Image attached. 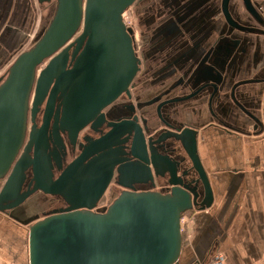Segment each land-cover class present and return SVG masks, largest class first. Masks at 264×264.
Masks as SVG:
<instances>
[{
    "label": "water",
    "instance_id": "95a60500",
    "mask_svg": "<svg viewBox=\"0 0 264 264\" xmlns=\"http://www.w3.org/2000/svg\"><path fill=\"white\" fill-rule=\"evenodd\" d=\"M263 1L0 0V213L29 227L30 264L181 263L183 215L213 203L199 154L200 130L213 122L200 120L207 112L218 118L215 107L223 115L233 103L248 127L237 131L263 133ZM129 9L146 38L141 48L123 20ZM32 24L37 29L28 48L22 41ZM157 24L160 30H149ZM133 88L141 117L124 106V119L96 140L85 138L78 158L55 181L51 169L60 154H48L55 148L49 126L43 133L36 125L43 100L51 93L61 101L63 115L51 130L58 139L68 132L75 144L85 125L105 122L103 111L132 98ZM159 127L170 131L157 143L181 144L183 172L148 145ZM133 159L139 163L130 164ZM118 165L168 173V191L130 188L96 211ZM40 192L69 207L34 214L40 206L31 199Z\"/></svg>",
    "mask_w": 264,
    "mask_h": 264
},
{
    "label": "crops",
    "instance_id": "0c3cea01",
    "mask_svg": "<svg viewBox=\"0 0 264 264\" xmlns=\"http://www.w3.org/2000/svg\"><path fill=\"white\" fill-rule=\"evenodd\" d=\"M144 40L139 37L140 48ZM261 90L264 108V84ZM228 104L223 115L215 107L218 118L207 112L200 120L213 122L199 135V154L209 174L213 203L209 209L192 212L194 218L183 232L180 264L208 262L216 254L222 255L223 264L264 262V128L260 136L238 132H247L248 127L237 119L236 106ZM262 120L264 126L263 111ZM29 259V227L0 213V264H30Z\"/></svg>",
    "mask_w": 264,
    "mask_h": 264
},
{
    "label": "flooded vegetation",
    "instance_id": "af4514ba",
    "mask_svg": "<svg viewBox=\"0 0 264 264\" xmlns=\"http://www.w3.org/2000/svg\"><path fill=\"white\" fill-rule=\"evenodd\" d=\"M162 8H166V6L160 7V9ZM129 12H132V14H134L136 25L133 31L134 33H137L136 38H137V41L139 42V37H141V29L138 24L137 12L135 10L129 9L126 12V14ZM156 13L158 14L159 12H156ZM157 14H155L154 17L157 16ZM159 15L160 14H158V16ZM164 15L165 14L163 13L162 16ZM160 26H161L160 24H157V27L149 28V30H151L154 33L158 29L160 30ZM45 66L46 65H44L42 69H45L46 68ZM131 95H132V98H129L128 96L125 95L119 100L115 101L111 106H109L103 111L102 114L105 115L104 117L105 122H102L100 119H98L95 122H91L88 125H85V128L79 132L76 143L73 144V142L75 141L73 140V138H70L68 132H66L65 135L61 133V139H58L57 136L55 135L57 132H55L54 130H51L58 123L57 118L59 117L60 114H61L60 118L62 117L63 112L58 114V109L63 111V107H61V101L59 99H54L51 93H49V95L43 100V103H41L39 111L36 113V125L38 126V129H40V132L41 131L43 132L44 128L46 126H49L50 128L49 133H50V136L53 137V140H54L53 143L55 145V148L52 147L48 151V154H51L53 156L56 153L60 154L61 162L53 163V168L51 169V173L53 174L55 181L59 178V176L62 175V172L66 169V167L70 163H72L76 158H78V156L80 155L82 146L87 145V143L85 142V138H92L96 140L100 138L103 134L110 131V128H109L110 123L118 122L120 119H124V116H123L124 106L126 107V109L129 108L133 111L134 113L133 117L135 116L141 117L140 113L137 110V104L134 99L135 97L134 88L131 89ZM34 97H35V91L32 96L31 104L34 102L33 101ZM132 107L134 108L132 109ZM115 108H117L118 110L115 111ZM98 123H100L101 125L104 123L101 127H99L98 129L99 132L95 130L98 127ZM32 126H33V123L30 117V120H29L30 130ZM69 131L72 132L73 135H75L76 133V131H72V130H69ZM169 131H170L169 129H166L164 127L157 128L156 130H154V132L151 134L150 137H147L148 145L151 147L152 151L157 150V152L161 154L162 156H167L171 160L175 161L178 164L180 171L183 172L184 169L186 168L187 160H186L184 150L182 149L179 141L172 139L170 141H167L166 143L164 142V144L157 143L159 138L163 135L165 136L166 134H168ZM58 133H60V131H58ZM52 137H49V138L52 139ZM43 140H44V137L43 136L42 138L40 137L41 147H42ZM131 142L132 140L129 141L126 145L130 147ZM136 163H139V162L135 159L130 161V164L135 165ZM123 165H118L116 167L114 176L111 180V184L108 187L103 198H101L96 211L98 212L104 211L106 209L105 206H107L106 203L108 201V198L109 200L113 201L123 191L129 190L130 188H134L136 191H147V190H152V191L155 190V191H160V192L168 191V188H169L168 173H165V174L164 172L161 173L159 170L157 171L155 170V168H152V167L150 168L144 167V169H141L139 167L138 168L134 167L133 172H130V171L128 172L127 170H125V168L122 167ZM27 176H32V175L31 173L27 172ZM92 176H98V175L92 174ZM101 176H108V175L105 174ZM148 176H150L151 179H148ZM146 178L148 179V183L146 184L139 183V182H145ZM31 200L35 206L37 207L40 206L39 207L40 210L35 211L34 213L37 215L40 214V217L51 215L54 212L64 211L69 207V205L66 203L64 199L60 197H47L43 195L41 192L37 193ZM26 205H28V202L26 203ZM30 205L31 203L29 204V206Z\"/></svg>",
    "mask_w": 264,
    "mask_h": 264
},
{
    "label": "built area",
    "instance_id": "2783aa9c",
    "mask_svg": "<svg viewBox=\"0 0 264 264\" xmlns=\"http://www.w3.org/2000/svg\"><path fill=\"white\" fill-rule=\"evenodd\" d=\"M124 23L127 28L134 29L135 26L131 24V22L128 20V13L124 15ZM188 214L183 215L181 219V231L184 232L183 227L190 222V218L187 217ZM200 264H223V257L220 254L213 255L210 261L200 263ZM264 264V262H263Z\"/></svg>",
    "mask_w": 264,
    "mask_h": 264
},
{
    "label": "rangeland",
    "instance_id": "374dc122",
    "mask_svg": "<svg viewBox=\"0 0 264 264\" xmlns=\"http://www.w3.org/2000/svg\"><path fill=\"white\" fill-rule=\"evenodd\" d=\"M128 20L131 22V24L133 25V26H135L136 25V23H135V17H134V14H132V12H129L128 13ZM36 26L34 27V25L32 24V27H31V31H30V34L28 33V35L26 36V38H24L23 39V41H22V44L24 45L25 43V46H28V48L30 47V45H31V43H32V38H33V31L35 32L36 31ZM31 42V43H30ZM112 203V201L111 200H109V198H108V201H107V206H105V207H107L108 208V206L110 205ZM40 215V214H39ZM187 217L188 218H190V219H193L194 218V215H193V213H191V214H188L187 215ZM187 228H188V224H186L184 227H183V230H184V233H187ZM182 234H183V232H182Z\"/></svg>",
    "mask_w": 264,
    "mask_h": 264
},
{
    "label": "bare ground",
    "instance_id": "6f19581e",
    "mask_svg": "<svg viewBox=\"0 0 264 264\" xmlns=\"http://www.w3.org/2000/svg\"><path fill=\"white\" fill-rule=\"evenodd\" d=\"M29 262H30V259H29Z\"/></svg>",
    "mask_w": 264,
    "mask_h": 264
}]
</instances>
